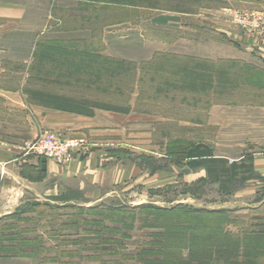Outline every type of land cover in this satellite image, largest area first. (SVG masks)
I'll return each instance as SVG.
<instances>
[{"label":"rangeland","instance_id":"1","mask_svg":"<svg viewBox=\"0 0 264 264\" xmlns=\"http://www.w3.org/2000/svg\"><path fill=\"white\" fill-rule=\"evenodd\" d=\"M6 1L28 9L5 25L0 18V91L27 109L0 94V136L26 135L28 147L45 134L77 138L74 155L95 142L53 127L51 113L99 118L113 132L104 147L126 172L100 194L75 187L54 203L17 207L0 222V243L13 252L5 264H264V77L244 67L264 70V0ZM46 40L120 68L62 76L54 57H42ZM202 60L235 64L210 80L195 76ZM200 142L230 162L246 157L254 173L224 192L205 167L186 164L185 149ZM185 208L228 211L231 236L193 233Z\"/></svg>","mask_w":264,"mask_h":264},{"label":"crops","instance_id":"2","mask_svg":"<svg viewBox=\"0 0 264 264\" xmlns=\"http://www.w3.org/2000/svg\"><path fill=\"white\" fill-rule=\"evenodd\" d=\"M27 9L28 5L21 1L9 3L6 0H0V18H3L4 25L8 18H22ZM161 24L182 26L172 21H162ZM119 28L121 27L110 28V30L116 31ZM104 30V33L108 32L109 28ZM139 32L141 33L140 30ZM137 38H139L138 34ZM104 41H106L105 36ZM18 93L16 91V94ZM0 94L2 98L6 97L9 100L11 107L19 110L27 109L21 96L20 101L13 102L6 90L4 93L0 91ZM51 114L53 127L70 131L78 130L80 135L89 136L95 142L94 146L91 149L76 152L68 164L62 165L52 159L44 160L43 157L28 151L31 139L26 135L0 136V222L5 223V218L22 204L54 203L52 197L69 188L85 190L87 195L94 192L100 194L116 185H121L124 181L126 172L124 158L104 147L103 143L107 140V135L113 133L112 130L103 128L104 122L99 118L66 116L62 113ZM108 118H105V122ZM260 165L261 169H264V159L260 161ZM7 233L4 229L2 235ZM11 246L7 245L5 240L1 241L0 264H5L11 259L8 258L13 254Z\"/></svg>","mask_w":264,"mask_h":264},{"label":"trees","instance_id":"3","mask_svg":"<svg viewBox=\"0 0 264 264\" xmlns=\"http://www.w3.org/2000/svg\"><path fill=\"white\" fill-rule=\"evenodd\" d=\"M131 3H133V1H131ZM42 45L44 48L42 52L43 59L54 57V65H57L62 69V71H60V75L66 76V74H68L69 76L78 79V81L83 80L82 76L99 77L106 74L110 75L120 68L117 65L118 63L115 64V60L111 58H105L104 56L98 55L89 50L79 49L76 44L69 45V43L65 44L64 42L46 40L42 43ZM198 62L200 65L196 66L202 67L201 71H203V73H196L195 76H198L202 79L207 77V79L210 80L214 79V77H216L218 80H222L224 74H227L228 72L227 69L231 67V64H235L234 61H227L226 63H214V61L211 60H202ZM112 64H114L115 67H111ZM244 67H246V69L249 71H261L260 73H262L264 77L263 69L250 65L249 68L248 66ZM184 72L188 74L190 73L186 70ZM254 76H256V74H254ZM226 79H228V77ZM56 107L67 109V106ZM184 157L186 159V164L191 168L205 167L208 176L215 181L220 182L222 185L221 189L227 193L231 192V186L234 182L239 180H247L249 179L248 176L254 173L253 163L247 162L246 157L242 158L240 161L230 162V160L225 157H217L213 148L207 143L200 142L188 146L185 149ZM43 159L47 160L45 158ZM185 209L186 210H184L182 214L183 221H187L185 225L192 226V229L190 230L193 231V233H197L198 231L201 233V230L205 228H209L206 230L208 232H206V234L208 235L211 233L221 234L225 231L223 225L227 222L226 220L228 219V216L222 215H225L228 211L205 210L202 212L196 208ZM196 212H202L204 216ZM217 214L220 216H213ZM208 219H211V223L207 221ZM223 236L230 237L231 234L224 232Z\"/></svg>","mask_w":264,"mask_h":264},{"label":"built area","instance_id":"4","mask_svg":"<svg viewBox=\"0 0 264 264\" xmlns=\"http://www.w3.org/2000/svg\"><path fill=\"white\" fill-rule=\"evenodd\" d=\"M84 142L77 138L64 137L59 134H45L33 142L28 151L45 159L55 160L58 164H68L73 152L81 149Z\"/></svg>","mask_w":264,"mask_h":264}]
</instances>
